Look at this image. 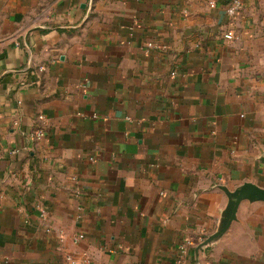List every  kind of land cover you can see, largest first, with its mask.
<instances>
[{"label": "crops", "instance_id": "crops-1", "mask_svg": "<svg viewBox=\"0 0 264 264\" xmlns=\"http://www.w3.org/2000/svg\"><path fill=\"white\" fill-rule=\"evenodd\" d=\"M231 1L0 0V264H194L264 188V0ZM198 258L264 264V203Z\"/></svg>", "mask_w": 264, "mask_h": 264}, {"label": "water", "instance_id": "water-1", "mask_svg": "<svg viewBox=\"0 0 264 264\" xmlns=\"http://www.w3.org/2000/svg\"><path fill=\"white\" fill-rule=\"evenodd\" d=\"M227 195L229 203L224 213L222 225L217 233L211 235L202 244L198 245L196 249V261H199L198 254L201 249L209 247L229 230L233 222L237 220L239 207L244 201L264 203V188L250 182L244 183L233 192H227Z\"/></svg>", "mask_w": 264, "mask_h": 264}, {"label": "built area", "instance_id": "built-area-1", "mask_svg": "<svg viewBox=\"0 0 264 264\" xmlns=\"http://www.w3.org/2000/svg\"><path fill=\"white\" fill-rule=\"evenodd\" d=\"M209 5L211 7H215V3L213 1H210ZM243 2L241 0H232L230 3L227 4L226 6V13H227V16L228 18H231V19H235L239 14H241L242 10H243ZM235 38V35L233 32H229L226 34V39L227 40H234ZM39 120H41L42 122L44 121L45 117L43 115H39ZM46 133H45V129L44 128H40L38 130H36L35 132L32 133V139L34 141H39L41 139H43L45 137ZM43 217L46 216V213L43 212ZM82 236L76 238V240L78 239H81ZM181 251L184 255H186V247H182L181 248ZM67 261L70 262L71 264H78V262L73 258V257H70V256H67ZM186 259H184V262ZM85 264H89V261L88 260H85ZM194 264H206V263H201V261H196L194 262Z\"/></svg>", "mask_w": 264, "mask_h": 264}]
</instances>
